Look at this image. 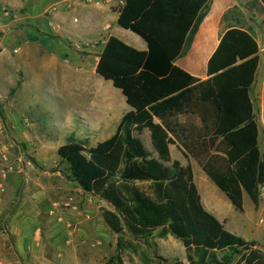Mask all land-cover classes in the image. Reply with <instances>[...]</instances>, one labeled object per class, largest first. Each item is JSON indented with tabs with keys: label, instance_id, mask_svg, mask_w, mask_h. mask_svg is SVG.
I'll list each match as a JSON object with an SVG mask.
<instances>
[{
	"label": "trees",
	"instance_id": "1",
	"mask_svg": "<svg viewBox=\"0 0 264 264\" xmlns=\"http://www.w3.org/2000/svg\"><path fill=\"white\" fill-rule=\"evenodd\" d=\"M208 3L126 0L118 25L139 35L147 50L111 36L96 72L122 92L131 110L110 138L91 147L69 140L58 155L72 181L112 208L102 217L115 234L147 241L160 230L179 239L187 262L168 264H264L255 241L229 232L204 208L191 165L171 158L170 146L178 143L238 211H244V192L259 203L264 153L250 94L260 60L257 41L240 28L222 31L206 80L175 64ZM145 130L153 151L141 138Z\"/></svg>",
	"mask_w": 264,
	"mask_h": 264
},
{
	"label": "rangeland",
	"instance_id": "2",
	"mask_svg": "<svg viewBox=\"0 0 264 264\" xmlns=\"http://www.w3.org/2000/svg\"><path fill=\"white\" fill-rule=\"evenodd\" d=\"M1 7L11 13L10 16L3 15L4 17L16 19L17 12L10 6L2 4ZM73 18L79 17L73 16L71 22ZM111 26L112 29L107 32L135 47L129 40L131 35L136 34L121 28L118 23ZM25 27H28V22L20 19L14 26V30H21L20 35H11H17L19 40H24L27 33L23 30ZM7 49L0 72V142L16 161L17 170L14 174L17 175L16 180L8 182L9 191L5 194L12 196L14 183L17 190L9 208L0 214V247L5 245L7 251L14 253L13 240L9 235L14 226L18 236L26 238L23 244L29 253L25 257L19 254L20 264H168L177 259L187 262L183 243L172 234L162 236L161 231L157 230L147 241L136 240L128 232L115 234L102 217L103 209L112 208L102 203L98 197L78 189L80 186L71 180L67 164L62 162L58 155V148L69 140L86 141L87 147H91L116 132L122 117L130 111L121 91L115 88L111 81H106L97 74V64L92 68L94 64H89L88 60L84 63L77 62L78 67H83V83L88 85L89 91H78L81 93L75 98L76 103L69 101L66 95L57 97L58 91H37L40 87L36 86L34 81L27 83L34 91H17L23 82L24 74L20 64L15 63L14 56L17 52L10 46ZM261 58V67L251 88L257 117L262 115L259 100L261 92L264 97V52ZM93 60H96V56ZM106 91L111 93L109 96L116 106L114 110L101 116L99 110L102 109L94 106V97L95 94L103 95ZM73 106L78 117L72 110ZM63 113L67 117L64 121L60 116ZM90 116L97 119V122H92ZM108 117L112 120L109 121ZM68 120L72 127L66 126L65 121L69 122ZM108 123L109 127L95 125ZM13 131L20 133L19 139L15 138ZM259 132L260 149L263 152L262 123H259ZM141 138L146 148L153 151L148 130L143 132ZM172 153L176 158V152ZM196 178L201 182L198 168ZM208 197L219 202L210 191ZM220 206L229 220L243 215L236 210L235 214L231 213L222 203ZM79 211L83 214L76 219ZM244 213L247 226L237 229L236 235L248 240L255 239L257 235H254L249 227H258L261 216L254 211V202L247 193L244 199ZM11 214L12 217L8 218ZM87 215L90 219H87ZM82 235L88 238L82 241ZM9 256V260H12L11 255Z\"/></svg>",
	"mask_w": 264,
	"mask_h": 264
},
{
	"label": "crops",
	"instance_id": "3",
	"mask_svg": "<svg viewBox=\"0 0 264 264\" xmlns=\"http://www.w3.org/2000/svg\"><path fill=\"white\" fill-rule=\"evenodd\" d=\"M0 1L1 5L7 4L17 12L16 19L4 17L2 12H0V32H5L3 35L0 34V72L2 70L4 57L7 55L5 51H7V48L10 46L17 52V55L14 56L15 63L20 64L24 74L23 82L19 85L17 91H34L31 87L27 86V83L30 84L34 81L36 82V86L40 87L37 88V91L40 89H42V91L45 89L58 91L59 95L57 97L66 95L68 96V100L70 99L69 101L76 103L75 98L81 93L78 91L85 92V90L88 89V85H84L83 83V67H78L77 62L84 63L88 60L89 64H94L92 68L98 64L99 57L103 52L107 40L111 36H114L107 31L112 29L111 24L118 23L120 10L126 0ZM205 13L192 42L186 47L184 54L175 64L196 78L201 80L208 79V62L219 45L221 32L232 28H240L250 32L258 43L260 60L256 72L257 75L262 63L261 54L264 52V2L262 0H209ZM73 16L79 17L73 18L75 24L71 22ZM20 19H24L28 22V27L23 29L27 31L24 40H19L17 38L21 30H14L15 24ZM12 33H16L17 35L13 36L11 35ZM131 36V40L129 41L135 45L136 49L147 50L146 42L139 35L136 34V36ZM95 56L96 60H93ZM110 94L109 91L104 92L103 95L95 94L94 106H98L102 109L99 110L101 116L115 109L116 104L109 96ZM112 94L115 96V93L112 92ZM104 96L109 98H104ZM72 99H74V101ZM259 100L260 106L262 107L260 108L262 109V115L257 117L256 112L255 116L258 125V142L260 145L259 123H262L264 128V97H262V92ZM72 110L76 112L74 106ZM60 116L62 121L67 119L64 113ZM90 118H92V122H97V119L95 120L94 117L90 116ZM99 119L102 118L99 117ZM108 120L110 121L112 119L109 118ZM65 123L66 126H73L70 121H65ZM95 125L109 127L110 124ZM13 134L15 138H20L19 132L13 131ZM172 151L176 152V158ZM170 152L173 161L177 160L183 166L191 165L194 173V182L201 196V202L208 212L213 214L224 224L229 232L235 235L237 234V229L247 226L244 220V211L242 212L243 215L233 220H229L228 215L223 213L220 206L221 203L233 214H235V210H238L228 196L223 193L199 163L189 155L181 145L178 143L171 145ZM41 156L43 159V153H41ZM197 168L199 170L201 182H198L196 178ZM16 177L17 175H13L11 180L14 179L15 181ZM15 186L14 183L11 190L12 196H7V194H5L0 197V214H2L7 207L9 208V203L15 197L14 193H16L15 190H17V186ZM262 187H264V180L260 183L259 188ZM78 189L83 192L81 187ZM209 191L215 195V199H218L219 202L208 197ZM245 193L247 192H244L243 200L245 199ZM102 203L106 202L102 201ZM74 210H76V207ZM263 210L264 196L259 197L258 204L254 203V211L260 214L261 217L264 215ZM82 214L83 213L79 211L75 218L78 219ZM7 217H12V214ZM87 219H90V216L87 215ZM249 229L257 236L252 240L244 239L247 241H255L257 247L264 252V224L259 223L258 227L254 228L250 226ZM9 235L13 240L14 253L12 251H7L5 245H1L0 264H20L19 254H22L24 257L29 254L23 244L26 238L19 237L14 226H12V232L9 233ZM260 237H262V239ZM81 238L82 241H85L88 237L82 235ZM9 255H11L12 260H9ZM14 258L15 260H13Z\"/></svg>",
	"mask_w": 264,
	"mask_h": 264
},
{
	"label": "built area",
	"instance_id": "4",
	"mask_svg": "<svg viewBox=\"0 0 264 264\" xmlns=\"http://www.w3.org/2000/svg\"><path fill=\"white\" fill-rule=\"evenodd\" d=\"M2 8L3 7H1L0 4V12H2L4 16L11 15V13L7 9ZM16 172V161L14 160V158L10 157L9 152L6 151V147L3 146L0 142V197L7 192V184ZM262 196H264V187L259 188V197ZM70 201H72V199H70ZM259 223L264 224V215L260 218Z\"/></svg>",
	"mask_w": 264,
	"mask_h": 264
}]
</instances>
